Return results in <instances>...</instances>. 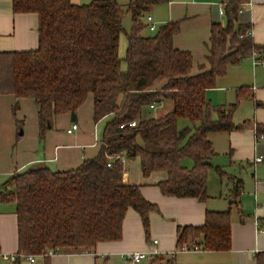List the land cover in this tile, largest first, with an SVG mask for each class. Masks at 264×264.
<instances>
[{"label": "trees", "instance_id": "1", "mask_svg": "<svg viewBox=\"0 0 264 264\" xmlns=\"http://www.w3.org/2000/svg\"><path fill=\"white\" fill-rule=\"evenodd\" d=\"M168 1L130 0L133 25L126 33L123 70L119 46L124 13L117 0H13L15 13L38 16L39 44L30 50H0V93L35 100L41 136L56 115L76 111L90 96L96 122L113 118L105 127L99 154L79 167L54 171L35 164L2 183L0 203H13L17 216L20 257L11 264H21L23 254L42 256L47 249L56 254L91 252L101 242L121 240L130 208L140 214L148 232L150 213L160 207L145 198L138 184L125 182L122 155L140 158L145 176L164 171L167 177L158 184L163 194L205 201L216 154L209 134L252 127L257 137H264V123L233 120L238 103L254 98L251 88H239L237 101L228 105L215 107L207 98L208 89L216 87L230 66L264 53V44L254 42L238 24L241 0L227 5L226 25H212L208 65L196 74L192 52L174 45L181 29L178 20L145 32L149 27L142 17ZM162 104L167 106L163 115L142 117L146 107ZM181 119L191 126L180 128ZM132 121L135 126H130ZM242 190L243 180L237 178L228 209L208 210L203 224L178 226L177 246L231 250L232 208ZM255 257L256 264H264V250ZM149 264L181 263L176 253H158Z\"/></svg>", "mask_w": 264, "mask_h": 264}, {"label": "crops", "instance_id": "2", "mask_svg": "<svg viewBox=\"0 0 264 264\" xmlns=\"http://www.w3.org/2000/svg\"><path fill=\"white\" fill-rule=\"evenodd\" d=\"M231 1L169 0L154 6L150 12L158 27L170 21L180 22L181 29L174 36V45L192 52L193 74L199 73L202 65H208L212 25H226L227 16L221 12V8L226 9ZM72 2L81 4L79 0ZM238 15V24L248 29L254 42L264 44V0H241ZM38 27L36 14L15 13L13 0H0V50L37 48ZM145 32L152 31L147 28ZM120 43L124 46V42ZM125 43L128 46V39ZM263 56L264 53L255 52L239 64L230 66L227 74L218 78L216 87L208 89L207 98L224 102L220 105L226 104L232 98L226 90L228 84L236 88V95L239 88L248 86L254 95L253 120L264 123ZM125 57H121L123 70L127 68V63L126 66L123 64ZM222 92L225 94L220 98ZM75 112V119H72L71 112L56 115L47 133L41 136L35 100L0 93V186L15 172L25 171L35 164L64 171L75 169L86 159L96 157L101 151L104 128L113 116L96 122L92 96ZM74 123L78 124L77 129L69 132ZM209 138L216 154L212 158L213 167L207 183L209 197L205 201L163 194L158 184L167 174L154 171L145 176L140 158L131 159L124 154L121 161L125 182L138 184L145 198L160 207L159 212L150 213L149 231L145 230L140 214L130 208L124 220L121 240L101 242L91 252L65 251L48 258L38 256L35 262L22 258L25 261L21 264H45L47 261L49 264H132L125 254L138 251L151 253L139 263L149 264L153 252L175 253L178 248V226L203 224L208 210L229 208L231 187L227 191L221 188L224 177L230 179V185L237 178L243 180L239 203L232 208V249L225 252L204 249L190 251L196 255L181 258H178V254L186 252H178L177 259L181 264H256V253L264 250V137H257L254 128L248 127L231 132H213ZM221 153L225 155L224 158H221ZM259 156L263 158L262 161L256 160ZM218 167L224 171V175H220V188L215 191L213 177H217ZM18 247L15 205L0 203V264H11L2 255L17 254Z\"/></svg>", "mask_w": 264, "mask_h": 264}, {"label": "rangeland", "instance_id": "3", "mask_svg": "<svg viewBox=\"0 0 264 264\" xmlns=\"http://www.w3.org/2000/svg\"><path fill=\"white\" fill-rule=\"evenodd\" d=\"M82 4H87V3H90L92 0H79ZM118 3L121 5L122 9H123V13H124V17H123V25H124V31L122 32L121 34V40L122 42H124V46L122 43H120V46H119V50H120V53H121V57H125L126 56V50H127V44L125 43L127 41L126 37V33L128 31L131 30V27L133 25V20H132V15H131V12L128 10V5L130 3V0H117ZM148 15L149 14H145L142 19L145 23L148 24ZM126 44V46H125ZM125 63H123L125 66H126V61H124ZM236 67H234L235 69ZM249 75V73H248ZM232 85L233 84H228L226 86V90L227 92H230V94L232 95V98L230 99V101L228 103H226L225 105H228L230 103H233V102H236L237 101V95H236V88H232ZM225 93L222 92V95L220 96L223 97ZM218 101H221V100H214V101H210L215 107H218V105H220L221 103H224V102H218ZM223 105V104H222ZM166 109H167V106L166 105H159V107H146L144 109V112H143V118H149V117H159L161 115H163L164 113H166ZM253 101H252V98H245L243 100H241L239 103H238V106L235 110V113H234V117H233V120L235 123H242L244 120H247V119H252L253 120ZM218 114L217 112L215 111L213 113V117L214 118H217ZM240 121V122H238ZM179 127L182 128V127H185V126H191V123L187 120V119H181L179 120ZM103 127V126H101ZM105 129V128H104ZM104 131V130H103ZM221 158H224V154L221 153L220 154ZM138 160V159H137ZM215 174V173H214ZM219 174V173H218ZM215 174V176L217 177H213V180L214 182L216 183V187L213 189L215 191L219 190L220 188V174ZM230 182V179H228V177H224L223 178V183L221 184V188L225 191L228 190L229 187H231V190L233 188V184L231 183V185L229 184ZM230 185V186H229ZM231 196V195H230ZM202 250V249H201ZM196 255L195 252H186V253H182V254H178V258L180 257H183V256H186V257H190V256H194ZM147 261V259H145ZM144 260V262H145ZM25 261V259H22L21 262L23 263Z\"/></svg>", "mask_w": 264, "mask_h": 264}, {"label": "built area", "instance_id": "4", "mask_svg": "<svg viewBox=\"0 0 264 264\" xmlns=\"http://www.w3.org/2000/svg\"><path fill=\"white\" fill-rule=\"evenodd\" d=\"M221 12L222 13H225V8H221ZM148 27L151 31H154L157 29L158 25H157V22L153 19V16L152 15H148ZM262 62H264V56L262 58ZM136 125V121H132L130 122V126H135ZM125 125H121V127H124ZM78 127V124L74 123L72 125V127L70 129H68L69 132H72L73 130L77 129ZM263 137V136H261ZM119 155H113L112 158H115V157H118ZM257 161H262L263 158L261 156L257 157L256 158ZM108 165H111V162L108 163ZM157 242V240H155V243ZM201 250V247L200 245L198 244H194V245H191V246H188V245H184L182 247H178L177 248V251L175 253H178V252H190V251H200ZM56 252H54L53 250L51 249H47L45 251V253H43V255L41 257H45V256H51V255H55ZM154 254H158L157 252H153L152 255ZM149 255H151L150 252L148 251H138V252H128L125 254V258L127 260H129L132 264H139L141 262V260L143 258H147ZM3 259L4 260H7V261H10V262H14L16 261L20 255L18 254H15V253H4L3 255ZM37 255H21V258H25V259H28L29 261L31 262H35L36 259H37Z\"/></svg>", "mask_w": 264, "mask_h": 264}, {"label": "water", "instance_id": "5", "mask_svg": "<svg viewBox=\"0 0 264 264\" xmlns=\"http://www.w3.org/2000/svg\"><path fill=\"white\" fill-rule=\"evenodd\" d=\"M71 115H72V119H75L76 118V112L75 111H72L71 112Z\"/></svg>", "mask_w": 264, "mask_h": 264}]
</instances>
